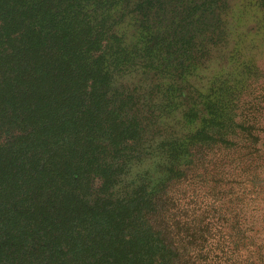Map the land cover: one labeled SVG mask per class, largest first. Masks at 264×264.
<instances>
[{
    "label": "trees",
    "instance_id": "1",
    "mask_svg": "<svg viewBox=\"0 0 264 264\" xmlns=\"http://www.w3.org/2000/svg\"><path fill=\"white\" fill-rule=\"evenodd\" d=\"M264 0H0V264H264Z\"/></svg>",
    "mask_w": 264,
    "mask_h": 264
},
{
    "label": "rangeland",
    "instance_id": "2",
    "mask_svg": "<svg viewBox=\"0 0 264 264\" xmlns=\"http://www.w3.org/2000/svg\"><path fill=\"white\" fill-rule=\"evenodd\" d=\"M260 49H264V43H262V46H261ZM260 63L264 64V56L261 57V62Z\"/></svg>",
    "mask_w": 264,
    "mask_h": 264
}]
</instances>
